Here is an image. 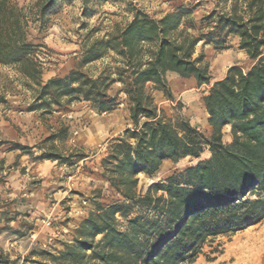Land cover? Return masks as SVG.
I'll use <instances>...</instances> for the list:
<instances>
[{"label": "trees", "instance_id": "1", "mask_svg": "<svg viewBox=\"0 0 264 264\" xmlns=\"http://www.w3.org/2000/svg\"><path fill=\"white\" fill-rule=\"evenodd\" d=\"M81 1L85 6L91 0ZM55 2L33 0L25 11L13 0H0V64L15 67L32 90L26 110L44 116L55 107L86 102L98 114L111 112L119 99L109 90L119 84L132 127L108 140L100 163L102 177L120 200L95 203L60 249L34 248L23 264H191L212 238L260 223L264 0H215L216 8L205 13L199 27L193 7L178 6L159 18L134 11L125 25L85 42L67 74L44 82L26 29L28 18L44 20ZM231 37L238 38V49L252 64L230 65L222 78L211 82L197 45L224 50ZM171 73L193 78L197 86L210 85L203 96L211 127L208 137L185 122L176 126L164 119L154 93L171 97L167 81ZM226 126L232 139L225 143ZM66 136L67 127H62L42 142ZM20 149L29 152L27 147ZM205 150L207 158L137 191L138 174L152 177L165 161L199 158ZM82 157L73 151L63 155L50 145L33 159L73 165ZM0 264H9L1 252Z\"/></svg>", "mask_w": 264, "mask_h": 264}, {"label": "rangeland", "instance_id": "2", "mask_svg": "<svg viewBox=\"0 0 264 264\" xmlns=\"http://www.w3.org/2000/svg\"><path fill=\"white\" fill-rule=\"evenodd\" d=\"M13 1L17 2L25 11L29 10L33 3V0ZM178 6L193 7V19L199 27L205 13L216 8V2L215 0H107L98 2L91 0L84 6L81 0H56L44 20L28 18L26 37L33 46V55L42 72V80L45 82L47 75L51 74L48 73L43 77V73L48 69L55 70L68 60H73L75 66L85 42L104 36L116 26L125 25L133 18L134 11L159 18ZM232 46L229 49L228 43L227 48L218 50L211 45H197V52L202 51L205 55V61L210 69L211 82L225 74L230 65L248 68L252 64L243 50ZM101 63L102 61L99 60L93 64V73L97 72L95 68H98ZM25 81L15 67L0 64V97L4 99L0 102L6 103V100L13 99L24 102L31 101L32 90L25 86ZM167 81L171 97L154 93L155 103L162 111L164 119L176 126L185 122L196 127L198 131L208 137L211 127L207 121L203 96L207 93L210 85L197 86L193 78L184 79L175 73L168 74ZM119 87V84H114L109 90L111 96H116L119 99L118 106L113 112L98 114L88 103L83 102V107L76 110V117L70 118L74 129L68 142L75 145L73 152H78L83 157L89 152L95 153L102 150L105 153L109 139L117 137L125 128L132 127L129 120V105L126 96L120 92ZM65 108L68 109L66 106ZM82 134L86 135L90 144L79 145L75 142V138ZM67 137L65 139H68ZM223 138L225 143L231 141L230 126L223 129ZM208 155L209 151L205 150L199 158L186 157L177 162L165 161L152 177L138 174L137 191L142 192L148 185L180 173L198 160L207 158ZM62 164L67 168L70 166L67 163ZM101 177L97 175L93 178L91 182L96 187L88 188L85 196L80 194L81 189L76 179L72 176L67 178L65 189L67 190L69 183L73 182L68 193L79 200V209L84 210L89 202L93 205L95 203L106 205L120 200L121 197L115 194L109 184L107 186L103 184ZM85 199L87 203L83 205L82 201ZM70 208L69 204L65 210L70 211ZM87 212L86 210L85 214ZM70 219V216L67 217L64 223ZM55 224L60 234L47 250L55 251L53 247L64 233L59 228L60 224ZM41 248H43L42 245ZM9 264L15 263L10 262ZM191 264H264V218L260 223L247 226L241 231L228 236L212 238L203 245L201 254Z\"/></svg>", "mask_w": 264, "mask_h": 264}, {"label": "crops", "instance_id": "3", "mask_svg": "<svg viewBox=\"0 0 264 264\" xmlns=\"http://www.w3.org/2000/svg\"><path fill=\"white\" fill-rule=\"evenodd\" d=\"M231 45L238 49L237 37L229 38V49ZM73 67L74 61L68 60L55 70L48 69L43 77L48 73L51 74L45 81L51 77H63ZM29 101L13 99L0 102V252L4 260L15 264H23L24 258H29L34 248H41L50 234L51 227L41 223L45 217H51L60 224L59 228L64 232L54 249H60L61 243L72 237L74 228L85 216L77 212L79 200L65 189L67 178L74 177L81 189L80 194L85 196L88 188L96 187L91 182L93 178L101 177L100 163L105 154L102 150L89 152L69 168L58 160H34L50 145L63 155L72 152L75 145L68 141L74 127L70 118L76 117V110L83 107V102L67 105L68 109L55 107L41 116L38 111L26 110ZM62 127H67L68 139L62 141L55 137L47 143L42 142ZM75 142L90 144L84 134L77 136ZM20 146L29 148V152L22 151ZM101 178L107 186L105 178ZM69 204L71 208L67 211L65 207ZM93 207L89 202L84 213ZM69 216L71 219L64 223Z\"/></svg>", "mask_w": 264, "mask_h": 264}, {"label": "built area", "instance_id": "4", "mask_svg": "<svg viewBox=\"0 0 264 264\" xmlns=\"http://www.w3.org/2000/svg\"><path fill=\"white\" fill-rule=\"evenodd\" d=\"M73 185V182L69 183L68 185V189H71ZM87 203L86 199L82 201V204L85 205ZM81 216H83L84 210L83 209H79L77 211ZM68 213V212H67ZM41 223L44 225H47L49 227H51L50 230V234L47 235L46 239L43 241V243L41 244L43 248L49 249L51 243L58 239V236L60 234V232L58 231V227L56 226L54 220L51 217H45L41 220Z\"/></svg>", "mask_w": 264, "mask_h": 264}, {"label": "bare ground", "instance_id": "5", "mask_svg": "<svg viewBox=\"0 0 264 264\" xmlns=\"http://www.w3.org/2000/svg\"><path fill=\"white\" fill-rule=\"evenodd\" d=\"M261 242V241H260ZM251 250V249H250ZM256 255V254H255Z\"/></svg>", "mask_w": 264, "mask_h": 264}]
</instances>
